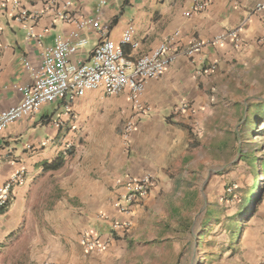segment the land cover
I'll list each match as a JSON object with an SVG mask.
<instances>
[{
  "label": "crops",
  "instance_id": "crops-1",
  "mask_svg": "<svg viewBox=\"0 0 264 264\" xmlns=\"http://www.w3.org/2000/svg\"><path fill=\"white\" fill-rule=\"evenodd\" d=\"M105 1L106 5L102 0H73L70 13L74 19L96 18L108 25L116 45L133 26L140 46L135 52L128 47L125 51L134 59L154 52L175 34L180 56L162 78L147 84L141 98L151 112L138 117L129 146L122 141V130L137 112L128 91L115 96H107L103 89L89 91L73 102L47 104L8 126L0 135V187L17 170L26 172L27 181L15 187L10 207L0 213V252L20 230L27 233L34 220L38 228L41 210H46L41 203L50 202L45 199L49 194L61 196L59 207L66 205L51 214L63 219L65 228L57 232L66 236L50 247L52 264H164L167 250L173 260L186 245L181 241L184 233L189 240L193 225L188 226V220L200 201L197 187L204 184L201 174L212 165L214 132L209 125L214 121V102L264 83V11H253L261 0H211L191 17L185 14L195 0ZM23 2L43 14L36 23L22 22L0 6V113L18 105L22 100L18 88L32 82L23 60L38 69L44 49L75 29L58 20L41 0ZM31 27L36 37L28 36ZM238 27L239 43L205 46L194 56L186 55L193 42H208ZM83 35L89 44L72 57L76 64L89 62L100 43L94 29ZM180 102L191 109L177 111ZM61 156L63 167L47 171ZM145 174L155 177V187L132 207L128 218L114 203L126 194L130 177ZM128 219L130 232L112 230L113 223ZM84 232L108 240V247L103 252L86 251L81 242Z\"/></svg>",
  "mask_w": 264,
  "mask_h": 264
},
{
  "label": "built area",
  "instance_id": "built-area-1",
  "mask_svg": "<svg viewBox=\"0 0 264 264\" xmlns=\"http://www.w3.org/2000/svg\"><path fill=\"white\" fill-rule=\"evenodd\" d=\"M44 7L52 10L57 19L72 23L75 29L65 37H58L53 46L46 47L42 52V62L38 69H34L29 61L23 60L24 65L32 73V82L20 86L18 91L22 95L21 102L0 113V135L11 124L40 112L47 104L61 100L73 102L83 97L89 91L103 89L107 96L129 92V101L137 114L130 117L122 130V141L129 146L134 134L138 117L146 116L151 108L142 102V95L150 81L159 80L165 72L178 60L181 51L176 46L177 34L160 45L154 52L137 58L130 57L125 48L135 52L140 44L134 40L135 29L129 26L119 45L109 37L110 27L102 25L96 18L74 19L70 10L73 0H41ZM211 0H195L192 9L185 14L191 17L208 7ZM102 0L101 5H106ZM2 9L10 11L11 15L22 22L36 23L42 11L28 8L23 0H0ZM254 13L264 11V0L258 2ZM96 30L100 35V43L95 48L89 62L76 64L72 57L89 44L83 32ZM241 27L226 31L208 42H193L185 50L186 55L194 56L205 46H219L225 42H240ZM28 36L36 37L34 28H29ZM40 37V36H39ZM69 104V103H68ZM191 109L186 102H180L177 111ZM66 114H70V106L65 107ZM60 126V121L56 122ZM72 146L69 144L68 148ZM31 148V147H28ZM27 174L24 170H17L11 178L0 187V213L7 210L13 201V191L16 186L24 185ZM156 180L152 174L140 177H130L126 185V194L114 206L125 216L130 218L132 207L146 198L155 187ZM132 228V221L115 222L112 230L116 233H128ZM81 242L88 252H103L109 245L108 240L100 238L93 232H84Z\"/></svg>",
  "mask_w": 264,
  "mask_h": 264
},
{
  "label": "rangeland",
  "instance_id": "rangeland-1",
  "mask_svg": "<svg viewBox=\"0 0 264 264\" xmlns=\"http://www.w3.org/2000/svg\"><path fill=\"white\" fill-rule=\"evenodd\" d=\"M214 103L209 125L214 132L212 165L201 174L204 184L197 187L201 191L196 216L188 220L193 228L189 240L182 235V252L172 260L167 250L164 264H264V165H252L248 159H264V83L261 88L248 85L232 91ZM253 196L261 201L245 212ZM60 197L46 194L50 202L41 203L46 210H41L38 228L34 220L27 233L14 235L0 252V264H52L50 247L66 237L57 232L65 228L63 219L51 215L65 209L57 205Z\"/></svg>",
  "mask_w": 264,
  "mask_h": 264
},
{
  "label": "trees",
  "instance_id": "trees-1",
  "mask_svg": "<svg viewBox=\"0 0 264 264\" xmlns=\"http://www.w3.org/2000/svg\"><path fill=\"white\" fill-rule=\"evenodd\" d=\"M263 123H264V121H263ZM248 159H250V162L252 163V165H256V162H259L261 165H264V159L263 160H259V158L254 157V156L253 157H248ZM64 163H65V159L63 158V156H61L55 162H53L52 164L48 165L46 170L47 171H58V170H60L63 167ZM258 188H259V182H257L255 188H253V189L256 190ZM260 201H261V198L258 199V196H255V197L253 196L252 198H250V200L247 203V208H246L245 212L248 211V209H249L248 206H251L250 208H252V206L255 203L257 204Z\"/></svg>",
  "mask_w": 264,
  "mask_h": 264
}]
</instances>
